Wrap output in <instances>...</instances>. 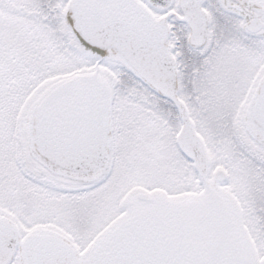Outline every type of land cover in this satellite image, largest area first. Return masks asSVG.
Listing matches in <instances>:
<instances>
[{
    "label": "snow or ice",
    "instance_id": "obj_1",
    "mask_svg": "<svg viewBox=\"0 0 264 264\" xmlns=\"http://www.w3.org/2000/svg\"><path fill=\"white\" fill-rule=\"evenodd\" d=\"M0 264H264V0H0Z\"/></svg>",
    "mask_w": 264,
    "mask_h": 264
}]
</instances>
